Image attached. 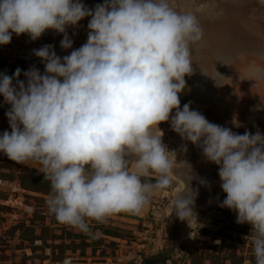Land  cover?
Instances as JSON below:
<instances>
[{"label":"clouds","instance_id":"9594fccd","mask_svg":"<svg viewBox=\"0 0 264 264\" xmlns=\"http://www.w3.org/2000/svg\"><path fill=\"white\" fill-rule=\"evenodd\" d=\"M85 18L87 41L70 54L57 55L51 44L33 50L43 73L35 66L0 73L11 129L0 133V153L39 163L51 185L49 214L88 232L89 220L138 214L170 187L176 152L162 142L159 128L169 122L218 166L226 193L220 206L236 213V223L251 225L255 264H264V134H237L190 103L180 106L185 76L193 71L190 43L203 34L196 17L168 0H104L93 8L82 0H0V45L13 34L35 41L54 30L68 50L73 41L66 29ZM153 174L155 182L145 180ZM193 179L191 169L172 202L180 220L195 215Z\"/></svg>","mask_w":264,"mask_h":264},{"label":"rangeland","instance_id":"374dc122","mask_svg":"<svg viewBox=\"0 0 264 264\" xmlns=\"http://www.w3.org/2000/svg\"><path fill=\"white\" fill-rule=\"evenodd\" d=\"M168 3L178 12L193 14L203 33L201 40L190 43L193 71L185 76L188 89L180 94L181 109L197 80L214 88L223 83L225 111L212 103L208 106L212 119L207 120L237 134L257 130L264 134V76L243 79L250 66L264 68V0ZM218 55L225 56L227 69L222 81L210 75ZM159 128L162 142L176 152L170 187L153 195L138 214L121 212L103 223L89 220L88 232L61 224L49 214L51 185L39 163L17 162L0 153V264H58L67 257L87 264H145L146 259L150 264H255L251 225L236 223V213L220 206L226 193L220 187L218 166L207 161L199 147L182 140L169 122ZM5 130L11 131L0 117V133ZM154 133L162 135L159 130ZM169 157L175 160L172 153ZM191 169L195 179L190 187L198 195L195 215L186 221L172 214V202L187 187ZM155 179V174L145 178Z\"/></svg>","mask_w":264,"mask_h":264},{"label":"built area","instance_id":"2783aa9c","mask_svg":"<svg viewBox=\"0 0 264 264\" xmlns=\"http://www.w3.org/2000/svg\"><path fill=\"white\" fill-rule=\"evenodd\" d=\"M82 2L89 8H93L96 4L103 3L104 0H82ZM89 19L90 18H85L81 20L77 26H69L66 29L69 37L73 41L72 48L68 50H64L60 47L63 34H59L54 30H47L35 41H33L27 34H22L20 36L13 34L12 40L9 44L0 45V73H5L11 76L17 68H20L23 72L33 66L37 67L43 73L44 64L33 54V50L51 44L54 45V50L57 55L63 57L70 54L72 50L79 48L87 41V24ZM20 79L24 80L25 77L21 75ZM9 108L10 105L5 104L4 98L0 96V117L2 125L4 126H9L8 118L5 115ZM65 259H70L71 264H87L85 262L73 260V257H67ZM63 262L58 264H63Z\"/></svg>","mask_w":264,"mask_h":264},{"label":"crops","instance_id":"0c3cea01","mask_svg":"<svg viewBox=\"0 0 264 264\" xmlns=\"http://www.w3.org/2000/svg\"><path fill=\"white\" fill-rule=\"evenodd\" d=\"M220 56H222V55H220ZM223 58H224V60H223L222 63H225V56H223ZM217 60H218V56H216L215 61H214V65L211 67L210 75H211L212 78H216V79L220 78V81H222V77L217 76L216 70H215V65L217 63ZM262 69H263L262 71L264 72V68H262ZM263 72L262 73L253 72V73L249 74L248 71H247V72H245L246 73V77H243V79L248 82L250 80L249 77H251V78H253V77H255V78L263 77L264 76ZM221 76H222V74H221ZM216 79H214V80H216ZM258 83H260V81H258L257 84ZM224 84L227 85L228 84V80H225ZM193 86H194V92L192 91L191 96L188 99H186V101L184 100L185 103H190V105L194 104V107H192L193 110H197L200 113H202L206 117V119H210V118L212 119V113L210 111L211 109L208 108V106L210 104H212V103H215L216 106L219 105L220 107L223 108V111H225L224 107L226 105L224 104L225 103V100H224L225 91H224L223 83L219 84L215 88L213 86L208 85V84H207V86H203L202 85L201 87H203L204 89L206 88V89L209 90V95L208 96L200 95L199 93L195 92V88H196L195 87V82L193 83ZM190 87L192 88V86H190ZM219 91L221 92L220 95L218 94ZM209 113H210V115H209ZM231 115H232V113H231ZM213 116H215V115H213ZM224 116H225V112H224ZM215 118H217V117H215ZM192 149L195 150L194 146H193Z\"/></svg>","mask_w":264,"mask_h":264},{"label":"flooded vegetation","instance_id":"af4514ba","mask_svg":"<svg viewBox=\"0 0 264 264\" xmlns=\"http://www.w3.org/2000/svg\"><path fill=\"white\" fill-rule=\"evenodd\" d=\"M224 60L223 56H220L218 55V60H217V63L215 65V70H216V74L217 76L219 77H222L221 74H224L225 71L227 70L224 66V63H222ZM247 61V59H245V62ZM244 62V63H245ZM237 65L241 68L242 64L241 63H237ZM262 73V69L259 67V66H255V65H252L250 66V70L248 71L249 74L251 73ZM220 80V78H219ZM195 92L199 93L200 95H205V96H208L209 95V90L208 89H204L203 87H201V82L199 80H197V83H195ZM188 89V85L186 84V87L185 89L183 90V92H185L186 90ZM204 89V90H203ZM232 118V117H231ZM231 122V121H230ZM230 124V123H229ZM188 149H190V147H188Z\"/></svg>","mask_w":264,"mask_h":264},{"label":"trees","instance_id":"16d2710c","mask_svg":"<svg viewBox=\"0 0 264 264\" xmlns=\"http://www.w3.org/2000/svg\"><path fill=\"white\" fill-rule=\"evenodd\" d=\"M0 61H1V59H0ZM145 264H150V259H146Z\"/></svg>","mask_w":264,"mask_h":264}]
</instances>
